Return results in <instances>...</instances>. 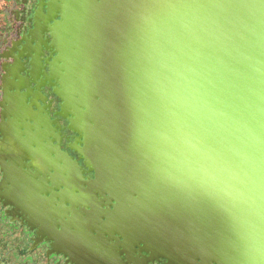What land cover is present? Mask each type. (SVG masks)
<instances>
[{
	"label": "water",
	"instance_id": "obj_1",
	"mask_svg": "<svg viewBox=\"0 0 264 264\" xmlns=\"http://www.w3.org/2000/svg\"><path fill=\"white\" fill-rule=\"evenodd\" d=\"M49 13L62 116L94 177L50 132H13L11 203L87 263L140 246L169 264H264V0Z\"/></svg>",
	"mask_w": 264,
	"mask_h": 264
},
{
	"label": "flooded vegetation",
	"instance_id": "obj_2",
	"mask_svg": "<svg viewBox=\"0 0 264 264\" xmlns=\"http://www.w3.org/2000/svg\"><path fill=\"white\" fill-rule=\"evenodd\" d=\"M55 1L0 0V264H169L140 246L120 253L115 263L106 259L83 262L72 248L54 240V234L36 218L11 203V184H4V174L7 165L13 166L22 156L10 137L13 132L26 130L28 137L36 135L33 139L37 140L50 132L54 144L78 163L83 176L94 177L75 149L81 141L62 116L63 100L52 78V64L58 54L53 46L54 21L49 10ZM54 19L58 20L59 14ZM35 160L41 166L43 159Z\"/></svg>",
	"mask_w": 264,
	"mask_h": 264
},
{
	"label": "rangeland",
	"instance_id": "obj_3",
	"mask_svg": "<svg viewBox=\"0 0 264 264\" xmlns=\"http://www.w3.org/2000/svg\"><path fill=\"white\" fill-rule=\"evenodd\" d=\"M1 5V4H0Z\"/></svg>",
	"mask_w": 264,
	"mask_h": 264
}]
</instances>
